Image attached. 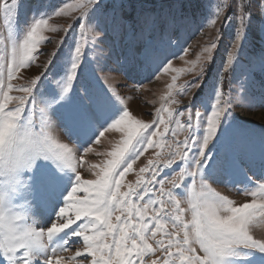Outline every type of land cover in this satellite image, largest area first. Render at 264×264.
Returning <instances> with one entry per match:
<instances>
[{
    "label": "snow or ice",
    "instance_id": "1",
    "mask_svg": "<svg viewBox=\"0 0 264 264\" xmlns=\"http://www.w3.org/2000/svg\"><path fill=\"white\" fill-rule=\"evenodd\" d=\"M22 7L24 3L20 0H0V14L7 29V36H0V177L4 178L0 182L3 185L0 186V254L7 264H52L49 253L56 257L76 242L82 243L84 250H77L70 259L79 260L80 264L87 261L90 264H264V238L256 239L251 234L255 225L264 220V183L255 182V190L250 193L255 199L239 206L207 183L208 179H218L221 173L230 177L242 176L251 183V178L240 166L241 157L249 161L259 159L264 165V139L257 149L251 142L240 143L229 136L234 106H256V98L249 94L245 85L255 83L257 74L264 76V48L241 68L252 9H257L264 19V0L255 3L253 0H235L238 27L229 42L230 50L226 49L223 71L231 75L240 70L244 82L240 90L233 97L220 90L219 81L214 82L211 98L215 102L210 105L209 98L202 96L199 99L202 107L210 108V114L202 119L201 111L197 109L193 113L191 109L195 104L190 103L186 124L173 121L171 110H168L169 119L166 121L160 115L164 109L157 110L156 118L151 122H144L133 115L124 103L125 98L115 89L106 85L95 87L94 82L104 85L114 71L108 66L111 56L105 49H101L102 55L95 60L88 58L92 67L89 72L82 66V47L77 45L74 52L68 54V60L57 65L50 58L40 75L27 86L15 89L23 95H9L15 87L11 81L42 54L39 51V45L45 41L42 31L57 30L49 25L48 19L65 11L61 7L51 13H40L38 18L34 16L21 34L13 25ZM65 7L79 10V19H88L89 31L101 44L109 35L122 36L125 64L132 65L141 74L151 73L145 78L151 79L161 68L164 71L171 68L166 49L146 39L162 25H168V20L145 16L129 21L116 10L117 5L111 12L106 11L102 0H80ZM210 22L214 24L215 20ZM260 31L264 32V26ZM219 42L218 34L216 41L205 49L208 55L203 58L197 79L186 86L184 94L193 88L203 92L201 81L213 60L212 50ZM50 55L60 59L55 53ZM48 75L54 80L50 81ZM53 82L56 88H51L50 99L40 101L44 106L38 108L34 89ZM260 87L264 90V81L260 82ZM14 100L15 108L9 109V103ZM259 100L264 105V91ZM29 104L32 106L30 113L26 111ZM49 110L53 118L62 122L67 138L78 142L79 147L60 143L47 130L50 126ZM37 111L39 131H36L34 122ZM185 114L184 111L175 113L177 116ZM169 124H175L171 131L173 137L177 130H190L189 136L177 143L176 150L164 165L170 167L177 159L181 162L175 176L167 181L173 188H180L179 181L185 177L191 178L193 191L189 201L191 219L188 221L184 220L183 213L189 209H181L173 192L165 191V181L157 180V165L151 160L148 166L140 169L141 173L150 171V179L145 182L141 177L136 188L129 186L127 191H121L124 176L132 170L136 160L147 148L160 147L165 142ZM159 125H164L163 132H159ZM112 130L122 133V140L108 153L111 158L103 166H93L99 168L94 173L97 178L83 179L78 171L83 157L76 153L92 152L90 145L99 144L100 138ZM157 135L160 140L154 143L153 137ZM217 146L219 148L214 152ZM65 170L75 176L60 205L59 195L69 179L62 175ZM27 173L32 175L25 181L22 176ZM198 182L199 191H196ZM152 183L158 184L160 194L174 203L173 213L165 211L167 201L148 187ZM21 185L35 186L40 193L46 219L39 228L35 219L32 223L26 222L27 212L14 213L9 208L7 189L17 192ZM237 190L247 191V188ZM168 223L174 231L167 230ZM158 234L162 238L157 240ZM150 240L155 241V246ZM157 252L162 255L157 256ZM39 257H43V261Z\"/></svg>",
    "mask_w": 264,
    "mask_h": 264
},
{
    "label": "rangeland",
    "instance_id": "2",
    "mask_svg": "<svg viewBox=\"0 0 264 264\" xmlns=\"http://www.w3.org/2000/svg\"><path fill=\"white\" fill-rule=\"evenodd\" d=\"M24 3V7L19 10L18 16L15 18L13 28L22 34L26 30L27 25L30 24L33 17L40 13H51L53 10H58L63 7L65 11L57 16L51 15L48 19L50 26L55 27L56 31L45 29L41 35L45 37V41L39 45V51L42 53L38 59L29 67L21 69L16 78L11 81L15 86L13 91L9 93L11 96L23 95L22 92L15 90L20 86H27L31 80L35 79L44 71V65L52 58L53 62L59 65L62 61L68 60V54L74 52V48L79 45L82 47L83 59L82 66L87 67L88 71H92L91 65L88 64V58L95 60L102 55L101 49L108 50V55L111 59L108 61V66L114 71L110 73V78L105 80V84L101 85L99 82H94V86L102 88L105 85L116 90L117 94L125 98L124 103L135 117L144 121L151 122L156 118L157 110L164 109L160 115L167 121L168 110L173 111L172 120H179L180 123L186 124L188 122V106L194 103L195 107L191 110L194 113L197 109L204 116L210 114V108H205L200 105L199 99L204 96L209 98V104H213L214 98L212 96V85L214 82H220V90L225 94L236 96L244 83L241 79V73L238 69L235 73L229 74L223 71V66L226 65L227 51L229 42L234 38L238 22L236 19L235 0H102L105 10L111 12L114 5H117V11L129 21L136 20L141 17L150 16L153 18L168 20V25H162L154 34L149 35L146 39L157 47L166 49L171 68L168 71L160 69L158 73L151 76V79L145 76L151 73H139L132 65H127L124 62V44L122 36L109 35L103 44L89 31L88 19H79L80 12L77 9H68L67 4H77L80 0H20ZM211 2V6H210ZM255 3L256 0H253ZM219 10V15H216ZM215 20V23H211ZM227 21V23H226ZM82 25L78 27L77 25ZM264 26V19L259 15L257 9H252V21L247 33V44L241 57V68L247 66V62L254 55L258 54L264 48V32L260 28ZM220 35V42L217 48L212 50L213 60L208 64V73L204 80L201 81L203 85V92L198 89H191L184 94V90L188 84L197 79L203 63V58L208 55L205 52L211 44L216 41ZM0 36H7V29L3 24L2 14H0ZM142 47V44H138ZM230 50V49H228ZM55 53V59L50 54ZM55 69H53V72ZM105 75V73H101ZM173 77L176 80L173 81ZM60 77H55L59 79ZM50 81L54 80L52 75H48ZM207 81V83H204ZM264 81V76L257 74L255 83H248L245 86L251 96L256 98V106L249 107L247 105H236L233 108V127L230 129L229 136L232 139H237L238 142H251L256 145L257 149L262 139H264V105L260 104V96L262 90L260 82ZM172 85V87H169ZM75 87V82L73 84ZM51 88H56L53 82L51 85L38 86L34 89L37 96V106L43 107L40 103L42 100L50 99L48 95ZM175 101V103H173ZM16 101L9 103L8 108L14 109ZM27 112L32 111V106L29 104L26 109ZM184 111V116H177L175 113ZM47 118L50 121V126L47 129L60 142L67 143L69 147H79L78 142L70 141L63 131V124L58 119L52 117L50 110L47 112ZM39 112L37 111L34 117L36 123V131H39ZM175 128V124H169V132L164 137V143L160 147H149L133 164L132 170L125 174L122 181L123 187L121 191H127L128 187L136 188L138 180L143 177L147 182L150 179V171L144 173L140 172L141 168L149 165V161L155 162L156 169L159 173L157 180L165 181V191L171 190L174 198L180 201L181 209H189L183 213L185 221L191 219V211L189 201L192 198L191 178L185 177L183 181H179L180 188H173L171 183L167 181L175 176L179 170V159H177L170 167H164L167 160L171 158V154L176 150V145L179 141L184 140L189 136L190 130H177V135L173 137L171 131ZM164 131V125H159V132ZM123 134L112 130L105 133V136L100 138L99 144H92V152L79 151L76 153L78 157H83L82 164L78 167L83 179H96L95 172L99 168L94 165L103 166L107 159L111 157L108 155L114 150L115 146L120 143ZM160 140V136L153 137V141ZM219 146L213 151H217ZM100 153V154H98ZM191 155V153H190ZM240 166L247 172L248 177L251 178V183L242 176L230 177L226 173H221L218 179H208L207 183L216 191L220 192L232 199L236 206L244 203H251L254 197L251 196V191L255 190V182L264 183V165H261L259 159L249 161L241 157ZM31 173L22 176V179L28 181ZM69 178L59 195V204L62 205L63 197L67 195L72 183L74 182L75 174L70 170H65L62 173ZM4 180L0 177V182ZM187 185L188 187H184ZM0 186H3L0 183ZM149 188L154 189L155 193L161 199L167 201V197L160 194L159 186L156 183L148 184ZM247 188V191H238L237 189ZM10 193L9 208L14 213L28 214L27 223H32L35 219L36 226L39 228L43 226L46 219L44 209L40 204V193L35 186L29 188L27 185H21L17 192ZM199 191V182L197 189ZM77 195H83L78 193ZM147 199V197H145ZM140 203H143L141 201ZM257 203H260L257 200ZM175 205L171 201L165 204V211L173 213ZM7 211V209H6ZM119 214V213H117ZM151 215V212H149ZM163 215V213H161ZM115 222V221H114ZM168 231H174L171 223L167 225ZM251 234L256 239L264 238V220L260 221L251 230ZM161 234H158L156 239H161ZM78 240L80 238H72ZM155 246V241L150 240ZM77 250L83 251L84 246L80 242L71 243L68 251L59 253L58 256L52 257L49 253V258L52 264H80L79 260H72L70 257L75 256ZM157 256H161L157 252ZM152 257L151 259H155ZM43 261V257H39ZM0 264H7L6 259L0 254ZM90 264V261L84 262Z\"/></svg>",
    "mask_w": 264,
    "mask_h": 264
}]
</instances>
